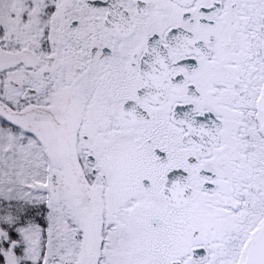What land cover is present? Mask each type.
Returning <instances> with one entry per match:
<instances>
[{
    "label": "snow or ice",
    "instance_id": "snow-or-ice-1",
    "mask_svg": "<svg viewBox=\"0 0 264 264\" xmlns=\"http://www.w3.org/2000/svg\"><path fill=\"white\" fill-rule=\"evenodd\" d=\"M0 264H264V0H0Z\"/></svg>",
    "mask_w": 264,
    "mask_h": 264
}]
</instances>
